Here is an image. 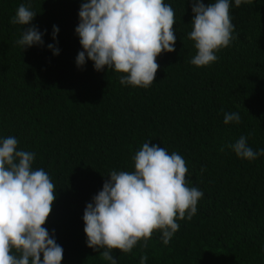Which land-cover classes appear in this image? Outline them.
<instances>
[{"label":"trees","instance_id":"16d2710c","mask_svg":"<svg viewBox=\"0 0 264 264\" xmlns=\"http://www.w3.org/2000/svg\"><path fill=\"white\" fill-rule=\"evenodd\" d=\"M83 2L0 0V140L15 137L17 150L34 152L33 170L54 184L44 227L64 250L62 264H109L104 249L87 246L85 208L113 170H135L145 142L180 154L188 186L203 196L190 221L177 219L168 245L155 231L147 248L140 241L130 253L113 250L118 264H140L143 255L145 264H264V156L249 161L226 147L247 136L254 151L264 149V0H230L241 22L231 21L234 39L205 67L191 64L193 0H164L175 13L176 50L157 57L148 88L121 84L124 74L98 72L89 59L77 66ZM21 4L37 14L30 25L10 23ZM33 26L44 43L23 48L17 41ZM228 112L241 122L225 124Z\"/></svg>","mask_w":264,"mask_h":264},{"label":"clouds","instance_id":"9594fccd","mask_svg":"<svg viewBox=\"0 0 264 264\" xmlns=\"http://www.w3.org/2000/svg\"><path fill=\"white\" fill-rule=\"evenodd\" d=\"M234 2L240 7L249 0ZM192 11L188 38L197 54L191 64L205 67L234 39L230 0H215L208 6L193 0ZM36 15L30 5L21 4L10 23L27 26ZM79 17L75 31L83 51L78 53L77 66L82 68L89 59L98 72L114 69L124 74L121 84L148 88L159 69L157 57L176 50L175 13L164 0H85ZM58 34L59 28L53 26V40ZM43 43L35 26L24 27L17 41L23 48ZM48 48L59 55L55 45ZM232 122H241L238 112L225 113L224 123ZM247 139L241 136L226 147L249 161L264 156V149L254 151ZM17 148L15 137L0 140V264H62L64 250L44 227L56 200L55 186L44 169L33 170L34 152ZM133 159L135 170H113L83 216L87 246L104 249L100 257L109 264H118L113 250L127 254L140 241L147 248L155 231L168 245L179 230L177 219L190 221L203 196L198 188L188 186V169L180 154L145 142ZM147 259L141 256L140 264Z\"/></svg>","mask_w":264,"mask_h":264},{"label":"rangeland","instance_id":"374dc122","mask_svg":"<svg viewBox=\"0 0 264 264\" xmlns=\"http://www.w3.org/2000/svg\"><path fill=\"white\" fill-rule=\"evenodd\" d=\"M230 17H231V21H233V22H235V21L241 22V19H238V20L234 19L233 12L230 13Z\"/></svg>","mask_w":264,"mask_h":264}]
</instances>
